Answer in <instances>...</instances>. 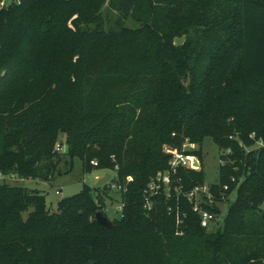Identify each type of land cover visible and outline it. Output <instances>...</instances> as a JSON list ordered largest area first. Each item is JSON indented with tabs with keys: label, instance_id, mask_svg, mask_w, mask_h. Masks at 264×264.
<instances>
[{
	"label": "trees",
	"instance_id": "16d2710c",
	"mask_svg": "<svg viewBox=\"0 0 264 264\" xmlns=\"http://www.w3.org/2000/svg\"><path fill=\"white\" fill-rule=\"evenodd\" d=\"M17 1L0 8V175L14 182H0V264H264V147L247 150L264 141V0ZM207 138L235 151L212 191L236 200L210 233L185 201L180 235L174 200L148 212L143 192L166 148L189 140L202 163ZM62 157L116 172L115 228L96 222L108 186L51 211L18 184L56 175ZM177 176L187 190L205 181Z\"/></svg>",
	"mask_w": 264,
	"mask_h": 264
},
{
	"label": "rangeland",
	"instance_id": "374dc122",
	"mask_svg": "<svg viewBox=\"0 0 264 264\" xmlns=\"http://www.w3.org/2000/svg\"><path fill=\"white\" fill-rule=\"evenodd\" d=\"M104 14H108V9L104 10ZM251 138H253L252 140L254 143L252 146L248 147L247 150H258L264 147V141L256 139L255 137ZM239 145L241 146V144ZM202 149L204 153V159L202 161V169L205 173L204 185L210 186L212 188V186L218 184L219 181V170L221 167L220 161H222L221 159L229 158V150H233L231 152L235 151L232 147H229L227 149L222 148V152L212 138H207L204 140ZM53 163V170L56 172V175L53 174L51 176H55L54 179L51 177L49 179L46 178L45 180H25L19 181L18 184L31 190H38L41 194L45 195L47 205L51 211L57 210V204L59 201L81 193L84 184L98 189L108 186V197H106L104 200L105 214L113 221L120 218L121 213L118 211L121 209L122 198L120 192L117 189V174L114 170H94L92 173L83 175L82 162L77 158L73 160L72 164H70V159L67 157H62L61 161L57 164H55L56 161ZM241 180L242 179L238 180V184H240ZM3 181L14 183L8 178L4 179L2 176H0V182ZM58 191L60 194H57ZM222 196L225 197L224 194H222ZM223 200V203H215L212 205L213 208L218 207L220 213H215V220L208 229L209 233L221 231L228 210L236 200V191H234L230 197H225ZM261 210L264 211V203L261 206Z\"/></svg>",
	"mask_w": 264,
	"mask_h": 264
},
{
	"label": "built area",
	"instance_id": "2783aa9c",
	"mask_svg": "<svg viewBox=\"0 0 264 264\" xmlns=\"http://www.w3.org/2000/svg\"><path fill=\"white\" fill-rule=\"evenodd\" d=\"M15 3L20 4L17 0H0V8H8ZM254 136L255 135L253 134L251 137ZM56 150L61 151L60 145L56 146ZM196 150H198V145L189 140L185 141L181 150L166 148V152L170 155L168 170L164 173H159L156 177L152 178L143 192L144 209L148 212L154 209L156 201L160 198H165L167 201L174 200L175 206L174 208L169 207L168 213L169 215L174 216L177 226V234L180 235H183L182 224L187 217L186 212H184L183 206L181 205L185 201L192 209V212L199 217L202 228L209 229L215 220V213L206 208L207 206H212L217 203L212 188L202 184L187 190L181 184V180L177 176L182 169L202 170V163L198 157L187 154V152ZM229 155H231L230 150L228 151V156ZM221 160L220 165L224 166L226 160H224V158ZM196 162L199 163V166L195 165ZM231 163L233 164L234 162ZM92 164L95 166L98 165L97 162H92ZM231 182L239 185L236 177H232ZM116 185L119 192L127 190L122 184ZM223 189L224 192H226L229 190V186L225 185ZM57 194H60V192L58 191ZM122 210L123 204L121 203V209L118 212L122 214Z\"/></svg>",
	"mask_w": 264,
	"mask_h": 264
},
{
	"label": "water",
	"instance_id": "95a60500",
	"mask_svg": "<svg viewBox=\"0 0 264 264\" xmlns=\"http://www.w3.org/2000/svg\"><path fill=\"white\" fill-rule=\"evenodd\" d=\"M186 40H187L186 35H183L182 37H176V38H174V45L176 47H181L185 44ZM195 165L199 166V163L196 162ZM96 222L99 226H101L105 229H112V228H115L117 226L115 221H113L110 218H108L107 216L103 215V213H101V212L97 213Z\"/></svg>",
	"mask_w": 264,
	"mask_h": 264
}]
</instances>
